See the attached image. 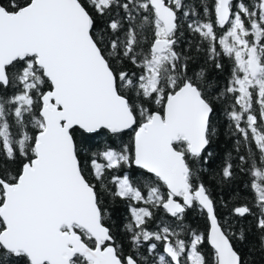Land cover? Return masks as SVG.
Wrapping results in <instances>:
<instances>
[{"label":"snow or ice","instance_id":"1","mask_svg":"<svg viewBox=\"0 0 264 264\" xmlns=\"http://www.w3.org/2000/svg\"><path fill=\"white\" fill-rule=\"evenodd\" d=\"M200 8L0 0V264H254L253 233L264 253V0ZM241 175L253 200L217 199Z\"/></svg>","mask_w":264,"mask_h":264},{"label":"trees","instance_id":"2","mask_svg":"<svg viewBox=\"0 0 264 264\" xmlns=\"http://www.w3.org/2000/svg\"><path fill=\"white\" fill-rule=\"evenodd\" d=\"M192 2L195 3L196 8L200 10L202 14V9L200 8V0H192ZM243 2L246 4H249L251 0H243ZM213 5H214V0H208V6L211 8ZM217 34L218 35L221 34V30L219 28H217ZM185 38L191 39L193 43H195L199 39L198 36L190 35L186 29V26H185ZM222 62L225 64L226 71L225 73L221 74L219 77L221 84L226 82L228 71H230L231 64H232V61L227 58H224ZM226 123L227 121L223 119V117L218 122L219 134H218L217 141L213 146L218 158L216 160V165H214V167H219L224 159L225 154L232 150V141L229 140L225 134L224 125ZM127 139H128V136H125L124 140L127 141ZM97 142H100V138H98ZM251 180L252 178L249 175L239 176L233 186L234 190L232 191L231 196H229L228 192L222 193L221 189L215 188L214 192L217 195V199H220L221 195H223L225 199L243 198L244 201L251 202L254 196V193L250 188ZM117 208H118V212H117L118 216L127 215V205L126 204L121 202L117 205ZM218 210L222 211L220 209ZM156 215H157V220L155 223H159L160 219H165L166 222H169V223L171 222V220L167 218L162 211H157ZM155 223L153 225H150V227H154ZM247 223L250 225L254 224V219L252 217H249ZM184 224L185 226L191 227L192 229H196L200 232H205L210 227L209 219L206 213L200 211L198 207L189 209L187 211L185 218H184ZM249 248H253L254 251L252 253H249ZM205 251L211 252L210 246L206 245ZM243 251L248 259L253 260L254 264H264V253L259 251V241L257 239L256 233H253L249 237V243L244 246Z\"/></svg>","mask_w":264,"mask_h":264},{"label":"flooded vegetation","instance_id":"3","mask_svg":"<svg viewBox=\"0 0 264 264\" xmlns=\"http://www.w3.org/2000/svg\"><path fill=\"white\" fill-rule=\"evenodd\" d=\"M234 5L237 3L236 0L233 1Z\"/></svg>","mask_w":264,"mask_h":264},{"label":"water","instance_id":"4","mask_svg":"<svg viewBox=\"0 0 264 264\" xmlns=\"http://www.w3.org/2000/svg\"><path fill=\"white\" fill-rule=\"evenodd\" d=\"M234 1V0H233ZM209 225H210V221H209ZM210 228V227H209Z\"/></svg>","mask_w":264,"mask_h":264}]
</instances>
